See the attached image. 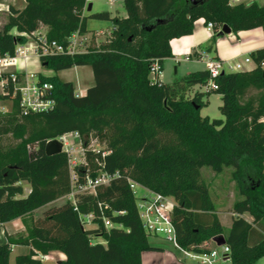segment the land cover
<instances>
[{"label": "trees", "instance_id": "obj_1", "mask_svg": "<svg viewBox=\"0 0 264 264\" xmlns=\"http://www.w3.org/2000/svg\"><path fill=\"white\" fill-rule=\"evenodd\" d=\"M86 1L25 0L22 9L9 6L0 27V56H13L17 45L35 38L41 26L47 27L48 41L66 47L73 33L90 31L88 18L114 24L105 42L92 40L81 52L39 57L55 73L90 66L94 83L84 95L75 92L70 80L37 73L41 82L52 85L54 105L24 113L11 80L0 91V100L12 101L10 112H0V136L11 133L18 140L8 148L0 142V223L30 217L25 233L5 232L0 264H10L16 245L29 251L18 254L14 264H45L39 255L51 251L65 255L55 264H142V252L156 248L149 243L128 179L173 197L172 220L181 247L202 252V243L223 236L231 264H255L264 256V48L251 53L253 68L215 79L222 118L200 113L210 91L195 87L207 84L208 70L169 83L152 78L151 72L155 62L162 71L164 60L173 56L171 41L192 34L196 20L214 23L211 49L224 25L233 33L263 26L264 4L125 0L127 16L122 17L108 11L88 15ZM69 132H77L84 147L85 162L74 167L79 182L87 174L96 176L99 168L119 176L98 186L95 194H78L75 202L50 206L33 218L37 209L71 192L67 152L45 153L49 140ZM90 138L104 148L90 149ZM204 167L216 173L233 168L241 198L228 229L201 177ZM24 183L30 185L28 193ZM89 213L94 214L92 228L85 227Z\"/></svg>", "mask_w": 264, "mask_h": 264}, {"label": "built area", "instance_id": "obj_2", "mask_svg": "<svg viewBox=\"0 0 264 264\" xmlns=\"http://www.w3.org/2000/svg\"><path fill=\"white\" fill-rule=\"evenodd\" d=\"M108 1L111 4H115L119 2L123 3L125 0ZM87 2L88 0L86 1L84 8L86 11L88 6ZM206 29L213 34L214 23L207 22ZM221 29L222 28H220V30ZM33 35L35 38L29 37V40L26 43L17 45L13 56H0V91L4 92L8 81L11 80L13 83L14 96L17 94L19 95L20 105L24 113L29 111L47 110L54 105V100L50 97L52 85L47 82H41L37 73L28 71V64L32 57L34 56L39 59L40 55L57 54L61 52L73 54L85 50V48L83 50L77 49L78 42L83 37L79 32H75L71 35L66 47L56 41H48L46 33L43 34L35 31ZM186 59H189V57H186ZM200 59L205 62L206 70H208L210 74L209 81L203 86L205 91H213L218 88L215 79L223 72L243 71L244 65L252 61V57L247 56L243 61L231 63L229 61H223L211 57L206 53H203ZM260 66L264 70V59L261 61ZM8 67L14 69L6 70ZM161 72L160 65L155 62L152 65V78H158V75L161 74ZM75 136L80 139L77 132L65 133L56 138L61 141L63 151H66L68 154L72 188L71 192L67 195V198L72 202H75L76 195L81 193L95 194L98 186L109 184L113 178L119 176L118 171L110 173L99 168L96 171V176L87 174L84 177V181L79 182L74 167L83 164L85 160L83 159L80 163H77L71 156L72 151L69 148V139ZM128 182L130 188L137 196L138 213L142 225L150 236L159 237V234H165V238L172 243V246L179 250L185 258L191 260L194 264H231L229 257L230 249L225 244L218 246L212 240L215 247L199 246L200 249H204L202 252L181 247L177 241L176 228L172 220V213L175 204L173 197L150 190L132 179H128ZM138 189H142L144 192L138 194ZM84 218L86 224L92 223L94 214L89 213L85 215ZM104 223L106 227H112V223L106 218H104Z\"/></svg>", "mask_w": 264, "mask_h": 264}, {"label": "crops", "instance_id": "obj_3", "mask_svg": "<svg viewBox=\"0 0 264 264\" xmlns=\"http://www.w3.org/2000/svg\"><path fill=\"white\" fill-rule=\"evenodd\" d=\"M252 1H256L259 4H264V0H235L234 2L230 0V3L232 5H235L238 3H250ZM25 4H26L25 0H0V19H1L0 27L2 26L3 21L9 12L10 5H13L16 8L22 9L25 6ZM126 16H127V12L122 17H126ZM46 31H47L46 26H41L39 30H37V32H40L43 34L46 33ZM12 32L15 33V30H13ZM110 32L111 30H109L107 34H109ZM234 34L238 36V40L235 43L230 45L227 41H225L224 37L228 36L229 38L230 37L234 38L235 36ZM211 39H212V34L206 29V23L204 19L200 18L196 20L194 31L192 34L186 35L180 38H175L171 41L173 56L164 60L162 72L161 74L158 75V79L161 82H164L162 76L160 77V75L164 73V67H165L166 61L168 60L172 62L171 63L172 66L174 65L175 74H178L179 72L178 66L181 65L182 63L183 64L184 63H195V64L205 63L203 60L200 59L203 53H206L207 55L211 57H214V58H217L223 61H229L231 63L243 61L245 57L251 56L252 52L260 48H264V25L261 27L255 28V29H251V30L239 31L238 33L231 32L230 34L220 35L216 38L213 48L208 49V47L211 45ZM186 57H189V59H186ZM34 58H37V57L33 56L32 59ZM254 66H255V63L252 59L250 63H246L244 65V68L249 70L253 68ZM186 69L188 68L186 67ZM190 72L192 71L188 70V72L185 73L184 75ZM59 73L60 72L55 73L53 70H50L48 71V73H46V75L57 74L60 78H62L59 75ZM93 83H94V78H93V82L89 84L88 86H85V87L81 86L80 89L77 90V93H79V95H84L86 93L87 88L90 87ZM199 87L201 86H197L195 88L198 89ZM24 189H25V193H28L30 190V185L27 183H24ZM60 200L61 198L49 203L46 206H43L37 209L34 212L33 218H37L38 216H40L43 213V211L50 206L63 204V203H59ZM217 214L219 216V212ZM233 216H235L234 213H233ZM242 216L245 217L250 222L253 219L252 216L249 215L248 213H244ZM25 219L27 222L29 221L30 217L26 216L24 218H17V219L7 221L2 224L0 223V243H4L6 241L5 232H8V233L24 232L25 233L26 232ZM231 223H232V220H231ZM231 223L228 225V227L231 226ZM149 243L151 246L155 247L156 249L142 252L141 254L142 264H194L192 261H189L187 258H185L179 250L175 249L172 245H170V243H165V241H163L160 237L150 236ZM200 246L213 247L214 243L212 241H207V242L202 243ZM28 251H29V247L27 246H20V245L13 246L12 253L10 256V264H14L15 258L18 254L27 253ZM39 258L45 264H55L59 260L65 259V255L60 251H51L48 255H39ZM255 264H264V256L258 259L255 262Z\"/></svg>", "mask_w": 264, "mask_h": 264}, {"label": "rangeland", "instance_id": "obj_4", "mask_svg": "<svg viewBox=\"0 0 264 264\" xmlns=\"http://www.w3.org/2000/svg\"><path fill=\"white\" fill-rule=\"evenodd\" d=\"M231 1L234 2L235 0H231ZM89 3L92 4V9L91 11H87L88 15L91 13L103 12V11L110 12L112 16H116V15L124 16L126 14L124 4L121 2L111 4L108 0H88L87 4ZM87 27L90 31L84 34L83 37L79 40L77 46V49L79 50H83L84 48L86 49L87 46L90 45L91 42L93 41L96 43L105 42L110 34V33L107 34V32L109 30L112 31L114 24L110 20H99L95 18H88ZM234 35H235L234 38L231 37L229 38L228 36H225L224 37L225 41H227L230 45L235 43L238 40V36L236 34ZM171 63L172 62L169 60L166 61L164 67V73L160 75V77L162 76L163 81L165 83L172 82L174 79L184 76V74L187 73L188 70L195 71L199 68L201 70L206 69L205 63H199V64L182 63L181 65L178 66L179 69L178 74H175L174 65L172 66ZM186 67L188 69H186ZM8 69H14V68L11 67L6 68V70ZM243 69L244 71L247 70L245 68ZM28 71L46 74L48 73V71H50V69L45 68L43 64L40 61H38L37 58H34L31 59L28 64ZM59 75L63 79L74 82L75 92H77V90H79L81 86L85 87L93 82V74L90 66H74L72 68L60 71ZM198 90L205 91V88L199 87ZM203 100L206 102V105H204L200 110L202 116H208L210 119H217L223 117L219 108L220 105L222 104V100H221V96L218 93H216L215 91H210L208 95L204 96ZM11 110H12V101L0 100V112L7 113L10 112ZM71 139H69L70 142L69 148L72 151L71 156L77 163H80L84 159V155H83L84 147L82 145V141L79 138H77V136L72 137ZM0 142L4 148H8L14 146L18 142V140L15 139L11 133H8L0 136ZM89 148L97 152L103 149L104 145L98 143V141L95 138H90ZM232 171L233 168L231 167L224 168L223 171L220 173H216L212 169L207 167H204L201 170V177L208 184L212 200L216 204L219 212V217L221 219L220 221L226 229L229 228L228 225L231 223L232 217H234L232 212L233 206L235 202L241 198L236 181L232 176ZM137 192L138 194H142L144 191L142 189H138ZM67 200H68L67 196H63L61 197L59 203H64ZM85 227L92 228L95 227V225L93 223H88L85 225ZM159 237L163 241H165V243H170V245H172V243L165 238V234L161 233L159 234ZM97 240L100 241L101 239L97 238ZM213 247H215V244Z\"/></svg>", "mask_w": 264, "mask_h": 264}, {"label": "water", "instance_id": "obj_5", "mask_svg": "<svg viewBox=\"0 0 264 264\" xmlns=\"http://www.w3.org/2000/svg\"><path fill=\"white\" fill-rule=\"evenodd\" d=\"M92 9V4L89 3L87 6V11H91ZM221 32L223 34H230L231 28L228 25H224L221 29ZM224 73V72H223ZM222 73V74H223ZM63 151V146L60 140L58 139H52L49 140L46 145H45V153L47 155H55L58 153H61ZM218 246L224 245L225 244V239L223 236L215 237L212 239Z\"/></svg>", "mask_w": 264, "mask_h": 264}]
</instances>
